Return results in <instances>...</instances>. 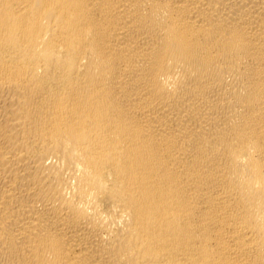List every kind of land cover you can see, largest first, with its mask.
Segmentation results:
<instances>
[{
  "label": "bare ground",
  "instance_id": "obj_1",
  "mask_svg": "<svg viewBox=\"0 0 264 264\" xmlns=\"http://www.w3.org/2000/svg\"><path fill=\"white\" fill-rule=\"evenodd\" d=\"M0 264H264V0H0Z\"/></svg>",
  "mask_w": 264,
  "mask_h": 264
}]
</instances>
